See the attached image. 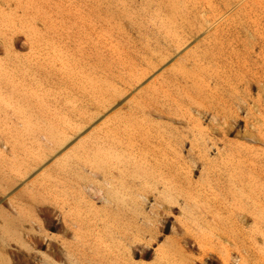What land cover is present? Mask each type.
Listing matches in <instances>:
<instances>
[{
    "label": "bare ground",
    "instance_id": "1",
    "mask_svg": "<svg viewBox=\"0 0 264 264\" xmlns=\"http://www.w3.org/2000/svg\"><path fill=\"white\" fill-rule=\"evenodd\" d=\"M59 1L5 0L15 8L9 14L0 11V23L29 18V11L38 12V23H47L52 16L45 9ZM150 2L145 0L146 8ZM19 10L25 15L21 17ZM180 11V6L172 3L166 22L154 25L152 42L159 54L168 58L189 40H197V31L205 34L202 43L207 48L185 52L183 62L177 59L181 62L178 70L175 68L180 74L178 89L190 98V105H165L136 96L110 113L123 89L104 71L90 72L78 81L82 90L74 92L77 82L72 81L73 85L69 77L55 80V74L44 65L40 68L37 63L36 68L27 60L29 67L20 63L24 68L19 69L0 60V118L6 125V120L15 116L18 121L14 118L13 126L19 123L0 134V194L5 198L8 191L23 185L6 202L0 199V264H30V258L43 264H145L135 262L133 256L158 238L173 209L179 210L181 222L192 232L201 254L209 255L204 247L213 242L214 224L202 221L198 183L191 177L202 157L190 156L196 147H203L198 151L205 155L206 142L199 131H180L173 116L185 110L196 112L198 127L201 114L209 112L212 120L217 118L215 111L204 112L207 107L202 102L212 83L219 85L220 76L204 74L205 67L218 60L206 43L207 33L216 28L213 24L177 23ZM9 45L12 49L15 44ZM101 116L103 120L97 124ZM3 131L0 128V133ZM186 140L190 149L184 158ZM35 171L38 174L31 179ZM228 173L233 195L243 197L244 172L233 167ZM150 199L154 204L147 208ZM251 213L255 222L263 217L256 204ZM27 224L31 231L33 224L37 225V238L25 232ZM170 229L174 231L173 224ZM182 238V244L168 243L165 238L157 255L169 244L172 264H193L184 258L189 241ZM182 254L185 262L178 260ZM237 258L242 264V256Z\"/></svg>",
    "mask_w": 264,
    "mask_h": 264
},
{
    "label": "rangeland",
    "instance_id": "2",
    "mask_svg": "<svg viewBox=\"0 0 264 264\" xmlns=\"http://www.w3.org/2000/svg\"><path fill=\"white\" fill-rule=\"evenodd\" d=\"M96 1L53 2L47 8L49 11L45 9L52 16L47 23H38L36 11H33L34 16L32 11L28 12L30 19L0 23L1 62L16 65L19 69L25 65L29 67L25 63L27 60L36 68L44 65L53 76L55 74V80L69 77L73 85L77 82L74 92L81 88L78 81L90 72L104 71L120 82L123 89V95L117 98L110 113L137 97L138 100L165 105H190V98L178 89L180 74L176 70L181 62L177 59H181L185 52L206 49L202 43L205 34L197 31V40H189L178 54L173 53L167 58L159 54L155 41L152 42L154 25L166 22L175 2L181 8L177 23L213 24L216 30L207 33L210 37L206 43L210 44L208 48L218 60L211 66L207 65L204 74H213L214 78L220 76V79L218 86L212 83L211 91L202 102L207 107L204 112L215 111L217 118L212 120L209 112L201 114V127H198L196 112L185 110L173 116L180 131H199L206 142L205 155L204 152L199 154L203 147H196L190 156L202 157L191 177L195 184L198 183L202 221L214 224L213 242L204 247L209 255L201 254L193 243L192 232L186 230L181 222L179 210L173 209L169 212L167 227L151 246L137 250L139 253L136 252L133 258L135 262L145 264H172V247L169 244L158 255L156 251L165 244V238L168 243H183L182 237H185L189 241L184 253L187 257L182 254L178 259L183 262L188 258L193 264H239L240 259L235 257L241 255L242 264H264V0H151L147 8L145 0ZM13 5L0 0V11L9 14L15 8ZM22 12L17 11L21 17L25 15ZM6 41L15 44L14 49ZM4 45L12 53L7 54ZM20 63L24 66L21 67ZM189 69L185 68L186 72ZM101 117L96 120L97 124L103 120ZM14 118L16 121L15 116L8 118L6 125L3 122L2 131L11 125L15 127L17 122L13 126ZM189 142L186 140L183 146L184 158L190 149ZM233 167L244 172L240 187L245 195L241 198L239 194L235 198L227 181L228 170ZM34 173L31 179L38 171ZM16 187L17 190L8 191L9 195L7 192L5 198L0 194L1 202H6L23 185ZM149 201L147 208L154 204L153 199ZM254 204L263 212V217L256 222L251 213ZM171 224L174 231L170 229ZM33 227L31 231L27 224L25 232L37 238L38 227L36 224ZM52 244L57 246L55 240ZM41 249L46 247L42 245ZM35 254L38 255V252ZM30 264L43 263L30 258Z\"/></svg>",
    "mask_w": 264,
    "mask_h": 264
}]
</instances>
